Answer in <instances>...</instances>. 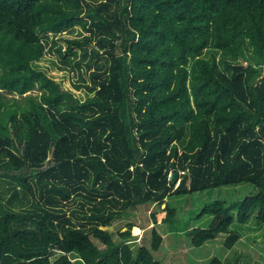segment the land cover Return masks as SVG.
Returning <instances> with one entry per match:
<instances>
[{
  "label": "trees",
  "instance_id": "trees-1",
  "mask_svg": "<svg viewBox=\"0 0 264 264\" xmlns=\"http://www.w3.org/2000/svg\"><path fill=\"white\" fill-rule=\"evenodd\" d=\"M75 25L86 33L63 51L54 37ZM49 42L91 102L31 64ZM208 48L242 59L222 57L220 68ZM261 64L264 0H0V158L33 195L32 208L0 203V264H161L154 228L150 247L133 250L100 226L127 206L239 182L257 191L239 201L236 220L256 209L264 221ZM23 167L35 169L33 183ZM231 209L205 203L198 215L211 221L187 229L191 244L225 234L231 247Z\"/></svg>",
  "mask_w": 264,
  "mask_h": 264
},
{
  "label": "rangeland",
  "instance_id": "rangeland-1",
  "mask_svg": "<svg viewBox=\"0 0 264 264\" xmlns=\"http://www.w3.org/2000/svg\"><path fill=\"white\" fill-rule=\"evenodd\" d=\"M91 7V6H90ZM92 11V10H91ZM50 36L53 33L48 32ZM84 32L79 25L71 27L67 31H63L55 35L57 44L65 51L72 46L70 40L76 39ZM207 55L215 53L217 65L222 68L220 58L225 57L233 61H241L242 57L233 53H224V51H215L208 48ZM246 53L255 59V53L251 47L245 48ZM206 53V52H205ZM117 54L124 58L121 51V46L117 50ZM127 62L128 57L126 56ZM31 64L37 68L44 70L59 84L72 91L79 99L80 103H89L94 97V93L88 92L82 87L74 88L73 82L77 79L75 71L69 68H60L63 62L59 59L57 52L52 48L49 42L41 56ZM190 67V64L189 66ZM263 70V64L260 65ZM124 74H127V69H124ZM39 94L38 90L33 92ZM15 97H18L14 94ZM13 101L8 100L1 104V110L5 111L8 106L12 105ZM127 108V106H126ZM130 113H133V106L130 104L128 108ZM127 115V112L124 114ZM4 114L0 115V119L4 118ZM47 161V160H46ZM46 163H49L47 161ZM3 159L0 158V203L8 208L23 210L33 207V195L27 190V187L20 181L11 178L10 172L3 166ZM34 168L23 167L22 172L27 177V182L33 183L34 180L30 176ZM5 172L7 175L2 176ZM16 189V195L12 196L13 189ZM256 187L249 182H239L237 184H227L209 188L202 191H196L191 194L176 195L169 194L165 198V202L158 205L155 203L138 204L134 207L127 206L122 210V213L115 217L110 225L100 226L112 233L113 239L122 244L128 242L133 250L137 246L144 245L150 247L152 238V229L154 228L161 235L160 248L152 251L154 257L161 264H205L211 257H218L222 264H264V221L255 217L256 209L251 211L249 217L244 222L236 220V206L239 201L246 195L256 193ZM215 199L223 200L227 205H231V214L234 220L230 225V230L237 233V240L231 247H225V234L216 236L215 238L205 241L200 246H194L190 242V237L187 235V229L192 227H206L209 225L212 216L198 215L201 207L205 203H209ZM167 203L175 212L173 218L168 221L163 220L164 206ZM71 204V203H70ZM75 203H72L74 205ZM157 211V222H154L152 212ZM0 210V215H1ZM131 224L130 236L122 238L119 232L124 231ZM133 227H137V233L133 232ZM170 228V229H169ZM61 252L54 250L50 259L53 260ZM72 260H75L77 254L71 253Z\"/></svg>",
  "mask_w": 264,
  "mask_h": 264
},
{
  "label": "bare ground",
  "instance_id": "bare-ground-1",
  "mask_svg": "<svg viewBox=\"0 0 264 264\" xmlns=\"http://www.w3.org/2000/svg\"><path fill=\"white\" fill-rule=\"evenodd\" d=\"M133 232H136L137 233V230H138V228L137 227H133Z\"/></svg>",
  "mask_w": 264,
  "mask_h": 264
}]
</instances>
